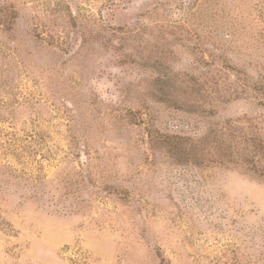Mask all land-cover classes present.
<instances>
[{"label":"rangeland","instance_id":"374dc122","mask_svg":"<svg viewBox=\"0 0 264 264\" xmlns=\"http://www.w3.org/2000/svg\"><path fill=\"white\" fill-rule=\"evenodd\" d=\"M0 264H264V0H0Z\"/></svg>","mask_w":264,"mask_h":264}]
</instances>
